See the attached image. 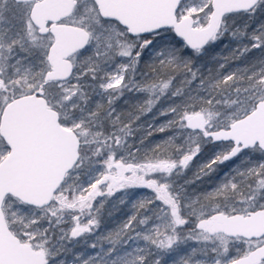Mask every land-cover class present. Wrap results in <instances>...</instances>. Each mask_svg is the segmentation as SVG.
Returning <instances> with one entry per match:
<instances>
[{
	"label": "snow or ice",
	"instance_id": "obj_1",
	"mask_svg": "<svg viewBox=\"0 0 264 264\" xmlns=\"http://www.w3.org/2000/svg\"><path fill=\"white\" fill-rule=\"evenodd\" d=\"M238 16L264 0H0V264H264V23Z\"/></svg>",
	"mask_w": 264,
	"mask_h": 264
},
{
	"label": "trees",
	"instance_id": "obj_2",
	"mask_svg": "<svg viewBox=\"0 0 264 264\" xmlns=\"http://www.w3.org/2000/svg\"><path fill=\"white\" fill-rule=\"evenodd\" d=\"M239 24L242 23H247L250 25V27L248 28L249 33H251L256 27H258L259 24L264 23V16H258L256 18H254L253 20H246L243 17H237L236 18ZM223 43L228 44V48H224L223 44H220L216 51L223 53L225 55H227L229 53V51L231 50V48H233L235 46V41H230V40H225ZM244 43H248L247 40L244 41ZM259 56V51L256 50L253 53H249V60L248 62H254L255 58ZM245 63V61H241V60H237L234 61L229 67H235L238 64H242ZM207 67H214V63L213 62H209ZM206 71V69H205ZM137 97H135L133 94L130 93H126L125 97L122 98L118 103H117V107L121 110V111H128L131 109V105L133 103H135ZM126 101V102H124ZM145 121H150L151 120V114H149V116L144 117L143 118ZM169 135L168 133H157L155 134L153 137L148 138V141L146 142H151L152 144L158 143L162 140L163 137ZM221 168L224 171H227V165L225 166H221ZM189 175H191V173H189ZM209 187L208 184H197L194 186L195 191L196 192H200L204 189H207ZM138 192L141 193V195H146L148 194V190H136ZM119 195V193L117 194ZM106 208V212L105 215L103 217V221H102V226L100 229V232H106L109 229H112L116 226V223L119 221L124 220L125 218H127V216L131 215L133 213V209L131 207V203L127 204V205H121L118 209H114L111 208L109 205L105 206ZM108 211H111V215L109 216L107 214ZM192 245L189 244V247H191ZM91 250V249H89ZM92 251V250H91Z\"/></svg>",
	"mask_w": 264,
	"mask_h": 264
},
{
	"label": "rangeland",
	"instance_id": "obj_3",
	"mask_svg": "<svg viewBox=\"0 0 264 264\" xmlns=\"http://www.w3.org/2000/svg\"><path fill=\"white\" fill-rule=\"evenodd\" d=\"M124 102H126V101H124ZM119 109V108H118ZM120 110V109H119ZM89 251H91V250H89Z\"/></svg>",
	"mask_w": 264,
	"mask_h": 264
}]
</instances>
